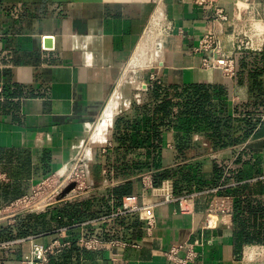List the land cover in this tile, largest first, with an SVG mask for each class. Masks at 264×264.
<instances>
[{
    "label": "crops",
    "instance_id": "1",
    "mask_svg": "<svg viewBox=\"0 0 264 264\" xmlns=\"http://www.w3.org/2000/svg\"><path fill=\"white\" fill-rule=\"evenodd\" d=\"M235 1L212 0L200 5L196 0H0V210L7 213L6 220L0 221V239L23 237L20 232L26 231V236H37L35 241L49 243L61 237L57 230L64 226H70L67 237L75 239L81 232L72 226L75 222L116 211L124 196L138 195L139 206L161 201L146 186V176L150 173L157 186L172 178L156 184L154 172L184 166L199 170L211 184L200 189L195 182L190 191L181 193H196L191 213L181 212L178 201H170L110 216L86 230L108 242L95 250L68 247L48 264H173L166 252L176 244L195 242H200V264H256L258 260L264 264L262 258L257 259L264 244H245L236 257L234 213L214 218L217 225L212 228L204 227L212 197L205 190L219 188L218 194L231 196L233 209L239 199L264 204V75L255 88L247 71L242 79L238 74L228 78L218 69L203 68L200 57L191 52L210 26L223 51L234 53L231 27L210 20L218 6L233 13ZM159 5L172 26L168 34L173 46L164 49L161 66L153 72L156 80L147 77V89L144 84L142 91L126 90L116 99L120 107L117 117L125 114L134 120L138 116L134 105L151 103L155 83L180 88L204 84L215 95L212 101L218 105L217 116L228 122L221 129L222 136L231 141L216 145L214 132L204 127L188 130L186 117L180 115L163 131L157 165L154 152L140 146L129 159L142 162L144 169L128 178L116 177L114 166L120 156L114 143L117 118L106 117L123 70L147 36ZM256 10L264 23V0H256ZM250 52L259 56L263 67L264 48ZM172 96L175 115L181 99L173 92ZM144 116L139 117L142 131L148 128ZM106 119L108 123L103 125ZM248 121L254 122L253 130L246 129ZM107 141L114 147L102 154ZM80 153H86L96 187L85 200L82 219L57 208L22 214L17 224H8L12 202L31 194L45 177L67 168ZM216 167L221 168L218 175ZM126 182H131V191L117 198L114 188ZM149 215L155 219L151 231L146 224ZM10 233L11 238L7 237ZM30 244L27 241L13 251H0V264H17Z\"/></svg>",
    "mask_w": 264,
    "mask_h": 264
},
{
    "label": "built area",
    "instance_id": "2",
    "mask_svg": "<svg viewBox=\"0 0 264 264\" xmlns=\"http://www.w3.org/2000/svg\"><path fill=\"white\" fill-rule=\"evenodd\" d=\"M210 1L212 0H196V3L201 5ZM235 4L236 10L233 13L227 12L225 8L218 6L210 20L216 23L228 24L231 27V41L234 53L229 55L223 51L215 30L210 26L206 28L200 37L198 44L191 49L194 55L200 57L203 68L218 69L228 78L236 75V53L260 51L264 48V23L258 17L256 0H236ZM167 28L172 30L171 25ZM150 78L152 81L156 80L154 74H151ZM145 88H148L147 84ZM112 147H114V143L107 141L102 146V151L106 153ZM83 155L86 156V153H80L74 158L71 163L73 165L72 169H68L71 167L69 165L58 173L50 174L37 185L31 194L21 196L12 202L10 209L12 208L14 213L10 212L12 218L8 224H15L17 217L22 214H41L52 209L61 208L75 200L89 198L93 194H91V190L89 189L91 173ZM103 172H108V168L105 167ZM74 174L77 176L76 180L72 179ZM150 176L151 174L148 173L145 184L153 196L162 198L161 201L139 206L137 205L138 195L130 194L123 197V205L116 211L75 222L72 226H77L81 230L75 239L67 237L70 226H64L57 230L61 234V237L49 243L35 241L36 235L1 239L0 251H13L17 245L29 241L31 243L30 248L24 252L22 257L17 261V264H48L53 256L61 253L68 247L76 246L79 249L95 250L101 244L108 242L105 238L91 235L86 230L91 225H100L110 216L144 211L161 205L163 202L168 203L170 201H178L181 212L191 213L193 211V197L196 193L176 194L172 179H165L160 185L155 186ZM218 190L219 188H211L203 191L204 193L212 194L206 210V222L204 225L206 228H212L217 225L213 221L214 218L217 219L219 216L228 217L233 214L232 197L218 194ZM6 214V209L0 210V221L6 220ZM154 221L155 219L152 215L146 217L148 231H151ZM109 242L115 245H126V243L120 240H111ZM198 244L200 242L176 244L166 252V256L173 264H200L197 263L199 257Z\"/></svg>",
    "mask_w": 264,
    "mask_h": 264
},
{
    "label": "trees",
    "instance_id": "3",
    "mask_svg": "<svg viewBox=\"0 0 264 264\" xmlns=\"http://www.w3.org/2000/svg\"><path fill=\"white\" fill-rule=\"evenodd\" d=\"M246 71L249 73V78L252 79L253 85L257 88L259 78L264 75V65L263 67L260 66L259 56L256 53L244 51L236 56V74L240 76V79H242L241 76ZM151 92V103L134 105V111L138 115L134 120L128 119L125 114L118 116L116 119L114 143L120 154L114 166L116 177L128 178L131 174H136L144 169L142 162H131L129 159V155L133 149L140 146H146L154 152L153 159L157 165L158 154L156 151L162 147L163 131L171 127L174 119L180 115L186 117V127L188 130L204 127L207 130H211L212 133L214 132L213 139L216 145H227L231 141V138L229 141L227 140V136H222L221 129L223 125H228V122H224L223 118L217 116L219 113L218 105L212 101L215 95L211 92L210 86L191 84L180 88L178 86L155 83L151 88ZM172 92L175 93L176 97L181 99L178 102L179 111L175 115L173 114L175 102ZM219 97H221V94H219ZM140 114L145 115L144 118L148 125V128L143 131L140 126ZM253 128L254 122L248 121L246 129L253 130ZM183 139L187 141L189 137ZM238 139L235 138L234 141ZM95 168L97 169L98 165ZM194 170L193 168H185L184 166L165 168L154 172V182L158 184L164 178H172L176 194L190 191L195 182L200 189L210 187L211 184L202 178V173L199 170ZM220 170L221 168H215L217 175L220 174ZM130 186L131 182L121 184L114 188L113 193L116 194L117 198L121 199L131 191ZM262 190L264 193V188ZM86 199L75 200L61 207L62 212L82 219L83 215H85L84 206ZM233 210L236 224L234 252L236 257H240L245 244H264V204L261 205L258 200L249 198L243 203L239 199L236 200L235 209ZM245 213H249L250 215L247 217ZM18 218L19 216L15 224L18 222ZM25 221V225L27 226L29 219ZM20 235L26 236V231H21ZM12 236L13 234L10 233L7 237L11 238Z\"/></svg>",
    "mask_w": 264,
    "mask_h": 264
},
{
    "label": "rangeland",
    "instance_id": "4",
    "mask_svg": "<svg viewBox=\"0 0 264 264\" xmlns=\"http://www.w3.org/2000/svg\"><path fill=\"white\" fill-rule=\"evenodd\" d=\"M168 26H169V24H168V21L166 20L165 14L162 17H158L157 13H156L152 22L148 26V30L146 33V35H149V38H151L152 35H153V37L151 39H149L150 40L149 43H147V45L145 44V47L143 48L142 45H143V43L145 41V37H146V36H144V40L140 44V46H139L137 52L135 53V55L133 56L132 60H130V62H128V64L125 66V68L123 70L122 78L120 80V84H119L114 96L112 97V101H114V102H112V104H110V106H109L110 109L107 113L106 118H109L110 116H115V118H117V113L120 112V107H117L115 102H116V99L120 98L121 94H123V91H126V90H130V91L134 90L136 92L142 91V88H144V84L147 83V80H146L147 77H150L151 74H154L153 72H154L155 68H158L159 66H161V65H158L157 63H158V61L160 62V60L162 59V53L167 46V44L165 45L166 40L164 42V39L169 35L168 30L169 31L171 30V29L167 28ZM152 41H153V43H152ZM154 41H155V43H154ZM148 45H150V46H148ZM160 45H161L162 49L160 48ZM153 46H155V48ZM148 47H149V49H148ZM140 48H141V53L139 52ZM158 48L161 49V55H159V58L156 57L158 54V53L156 54V50L160 51ZM154 51H155V53H154ZM140 54H142V55H140ZM155 57L157 58L156 59L157 61L154 60ZM150 59H152L153 61ZM120 114H122V113H120ZM106 120L102 122L103 125H106V123H108V120L107 121ZM101 152H102V154H104V152L102 151V147H101ZM84 157H85L86 162L89 165V160H87L86 156H84ZM98 159H99V157H96L94 159V162H96V160H98ZM72 167H73V165H71V167H69L68 169H72ZM89 169H90V167H89ZM90 173H91V170H90ZM76 178H77V176L74 174L72 179L76 180ZM89 189L91 190V194L93 192H95V190H96V187L91 182V175H90V187H89ZM258 258H262L264 261V252L263 251L261 252V254H259V257H257V259ZM260 262L261 261L258 260V262L256 264H262L263 263V262H261V263Z\"/></svg>",
    "mask_w": 264,
    "mask_h": 264
},
{
    "label": "bare ground",
    "instance_id": "5",
    "mask_svg": "<svg viewBox=\"0 0 264 264\" xmlns=\"http://www.w3.org/2000/svg\"><path fill=\"white\" fill-rule=\"evenodd\" d=\"M156 13H157V16L158 17H162V16H164V8L161 6V5H159V7L157 8V10H156ZM153 37V35L151 36V38ZM151 38H149V35H147L146 37H145V41H144V43H143V45H142V47L144 48L145 47V44L147 45V43H149V39H151ZM165 40H166V43H165V45L167 44V46H169V45H171V46H173L172 45V41H173V37L171 36V35H168L165 39H164V42H165ZM152 43H153V41H152ZM154 43H155V41H154ZM158 44V43H157ZM162 44V43H161ZM163 45V44H162ZM148 46H150V45H148ZM141 47V48H142ZM154 48H155V46H153ZM141 48H140V50H139V52L141 53ZM142 48V49H143ZM160 48H161V45H160ZM148 49H149V47H148ZM159 49V48H158ZM162 49V48H161ZM161 49H159L160 51H158V50H156V54H157V58H159V55H161ZM146 51V50H145ZM153 51V50H152ZM158 51V52H157ZM144 53V52H143ZM153 53V52H152ZM154 53H155V51H154ZM140 55H142V54H140ZM154 55V54H153ZM152 56V55H151ZM155 56V55H154ZM153 57V56H152ZM155 57V61H157L156 58ZM162 59H163V57H162ZM150 60H152V59H150ZM160 60V59H159ZM146 61V60H145ZM153 61V60H152ZM161 61V60H160ZM141 62V61H140ZM158 65H159V61H158V63H157Z\"/></svg>",
    "mask_w": 264,
    "mask_h": 264
}]
</instances>
